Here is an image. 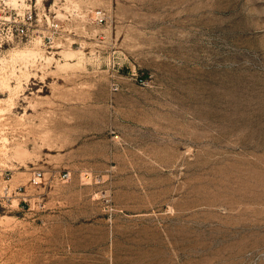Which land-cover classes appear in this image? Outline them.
Wrapping results in <instances>:
<instances>
[{
  "label": "rangeland",
  "instance_id": "obj_1",
  "mask_svg": "<svg viewBox=\"0 0 264 264\" xmlns=\"http://www.w3.org/2000/svg\"><path fill=\"white\" fill-rule=\"evenodd\" d=\"M27 6L46 37L0 46V264H264V0L0 16Z\"/></svg>",
  "mask_w": 264,
  "mask_h": 264
},
{
  "label": "built area",
  "instance_id": "obj_2",
  "mask_svg": "<svg viewBox=\"0 0 264 264\" xmlns=\"http://www.w3.org/2000/svg\"><path fill=\"white\" fill-rule=\"evenodd\" d=\"M42 17L34 15L31 6L26 8L12 7L8 17L0 16V23L4 25V33L0 35V46L5 43L14 41L15 39L30 38L37 34L42 39L45 38L43 30L35 29ZM41 178V173H37L33 179V183L37 184Z\"/></svg>",
  "mask_w": 264,
  "mask_h": 264
}]
</instances>
